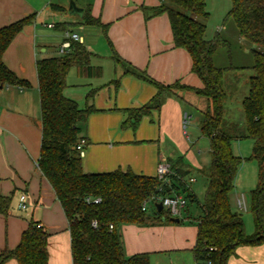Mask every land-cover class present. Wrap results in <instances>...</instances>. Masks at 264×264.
<instances>
[{"label":"trees","instance_id":"obj_1","mask_svg":"<svg viewBox=\"0 0 264 264\" xmlns=\"http://www.w3.org/2000/svg\"><path fill=\"white\" fill-rule=\"evenodd\" d=\"M144 10L147 18L167 13L174 46L189 52L192 72L201 78L203 85L162 83L129 65L115 53L113 58L124 67L126 74L147 81L157 90L147 104L124 109L127 118L123 125L137 129L143 116L159 109L166 96L180 90L207 98L209 104L203 112L200 127L202 135L210 140L212 159L206 171L209 184L202 204L203 212L197 221L198 231L192 252L196 264H229L240 246L264 243V0H232L227 15L234 20L239 35L260 48L253 51L254 76L250 78L248 96L242 102L244 134L237 123L224 117L223 80L228 68L217 67L214 56L220 48L230 44L219 33L212 40L205 38L206 23L201 19L208 18L206 0H161L159 6ZM83 18L85 23L98 25L107 33L108 24L92 17L88 10ZM33 20L31 15L0 28V83L4 86L30 87L29 81L20 78L5 64L3 55L17 34ZM91 56L83 43L73 41L66 54L37 60L42 120L38 167L52 186L68 220L73 264H150L148 253L125 255L119 227L123 224L150 226L173 222V216L164 209L159 212L155 207L154 214L143 209V203L153 195L182 194L187 202L198 199L186 185L185 173L189 170L182 157L176 161L168 160L171 170L165 183L157 176L131 170L84 171L82 157L76 150L80 124H85L98 109L93 104L80 107L64 91L67 75L73 66L89 77L102 74L100 66L91 65ZM115 82L118 83L119 79ZM93 96L94 92H90L89 97ZM238 138L253 140V157L259 165L258 184L250 193L256 226L252 236L245 233L242 215L233 209L230 198L242 162L233 151V140ZM11 203L12 196L0 193L1 214H9ZM94 222L97 226H93ZM48 237L41 222L30 220L19 244L1 252L0 264L12 259L18 264H49Z\"/></svg>","mask_w":264,"mask_h":264},{"label":"crops","instance_id":"obj_2","mask_svg":"<svg viewBox=\"0 0 264 264\" xmlns=\"http://www.w3.org/2000/svg\"><path fill=\"white\" fill-rule=\"evenodd\" d=\"M75 2L84 8V13L88 10L92 17L108 24L107 33L98 25L88 26L83 16L70 14V0H0V28L27 16L34 17L33 22L24 26L17 34L3 55L5 64L20 78L29 81L30 87H0V193L12 196V201L15 199L14 204L11 203L9 214L0 213V254L5 249H14L29 221L36 220L41 222L49 234V264L73 262L68 220L52 186L38 167L42 120L36 63L38 59L63 55L60 53V46L66 40L62 37L58 44V55H49L48 44L43 40L44 32L52 28L69 31V27H72L73 33L82 37V43L91 52L90 61L94 67H101L100 63L104 60L110 66V62H116L113 58L116 53L129 65L162 83L180 82L192 87L203 85L201 78L192 72L189 52L174 46L167 13L146 17L144 8L157 7L161 0ZM50 24L54 27H49ZM94 26L97 28L94 31L97 40L90 43L87 30ZM77 27L82 31H76ZM114 68V74L104 83L98 82V86L88 84L91 87L83 105L78 102L79 99L67 80L64 91L67 97L77 100L80 107L95 102V107L103 110V113H92L89 116V128L80 131V138L87 140L84 156H81L83 169L88 173L121 169L157 176L156 168L162 159L176 161L182 156L178 153L171 156L167 150L162 151L161 144L157 148L152 145V141L159 137L162 142L163 139L167 140L168 134L174 136L185 133L186 130L182 128L185 115L190 116L189 106L196 105L203 113L209 102L207 98L191 91L168 95L159 109L143 116L138 136L133 137L127 131L118 129L119 123L127 118L124 109L147 104L157 90L147 81L126 74L124 68L119 69L118 65ZM115 79H119V82H115ZM98 91L102 95L101 101L96 97ZM90 92H94L93 98L89 97ZM95 118L104 120V129H101L99 136H95L90 128ZM109 121L113 124H109ZM191 178L195 182V178ZM186 185L188 186L187 179ZM192 192L195 194L194 190ZM21 195H26L25 209L19 208ZM21 210L29 211L23 215L19 212ZM178 218L179 222L150 226L121 225L119 232L125 255L192 251L198 225H186L189 220L185 221L186 217L183 215ZM6 264L18 262L12 259ZM229 264H264V243L240 246Z\"/></svg>","mask_w":264,"mask_h":264},{"label":"rangeland","instance_id":"obj_3","mask_svg":"<svg viewBox=\"0 0 264 264\" xmlns=\"http://www.w3.org/2000/svg\"><path fill=\"white\" fill-rule=\"evenodd\" d=\"M74 1L78 2V0ZM231 7L232 0H206L208 18L201 20L206 23L205 38L207 40L214 39L217 33H219L222 38L227 40L230 44L229 47H222L218 50L214 56V63L217 67L225 69L228 68L224 74L223 80V87L225 90V96L223 99L224 117L230 122L237 123L240 127L241 134H244L245 115L243 112L242 102L243 99L248 96L250 78L254 76L253 51L260 50V48L239 35L234 20L227 16ZM88 26H90V24ZM90 27L87 30L89 36L88 42L94 43L97 40L94 32L97 28H95V26L94 28ZM68 30L70 33L74 32L72 27H69ZM75 30L79 31L80 29L77 27ZM65 32L66 31L64 30H58V28L48 29L44 32L43 40L48 44L49 55L59 54L57 47L62 41V37H65L66 39ZM104 61H101L100 63L102 68V74L100 77H89L85 72L76 66H73L69 70L67 75L68 84L71 89L75 91V94L79 99L78 102H81V105L85 103L86 94H88L91 87V85L88 84L91 83L93 86H98V82L104 83L109 76L114 74L115 65H118L119 69L124 68L118 62H110V66H107V62ZM90 63L93 66V62L90 61ZM96 97H98L101 101L102 95L99 91ZM103 100L104 99H102V101ZM92 103L94 106H97L95 102ZM188 110L190 116L188 117L187 122L183 124L182 128V130H186L185 133L182 132L181 135L178 134L174 136H170V134H168L166 135L167 140L163 139L162 142H160L159 137H157L156 141H152V145H155V147L158 148L159 144H161L162 151L167 150L171 156H176V153L182 156L184 160L183 164L186 166L185 168L189 170V172L185 173V178L188 181V186L191 188V191L194 190L198 201L188 202L186 207L183 209L181 216L183 215L184 218L186 217L185 221L189 220L186 225H195L203 212L202 204L205 201L206 190L209 184L206 171H208L211 164L212 154L210 149V140L201 133L200 125L203 113L200 110V107H197L196 105L189 106ZM98 113H103V110L98 109V111L93 114ZM89 120L90 118L85 124H80L81 130L85 131L89 128ZM109 124L112 125L113 123L109 121ZM90 128L95 136H99L101 129H104V120L102 118H95ZM118 129L123 132L127 131V133H130L133 137H137L140 125L137 129H133L125 127L122 121L119 123ZM144 132H146V130H144ZM232 145L234 153L242 158V162L239 166L238 174L235 180V187L230 195L231 204L233 209L240 212L242 215L245 233L247 235H252L256 232V226L254 222V215L251 211L250 193L257 186L259 180L258 161L253 157L254 142L251 138H238L233 140ZM190 177H194L195 182H191L189 180ZM240 198H244L245 206L244 204H239ZM12 202L14 204L15 199ZM155 209L154 203L149 202L147 204L148 214H154ZM164 210L167 211L166 209ZM28 211L29 210H21L19 212L24 215ZM149 256L150 264H194L193 253L190 250L150 253Z\"/></svg>","mask_w":264,"mask_h":264},{"label":"built area","instance_id":"obj_4","mask_svg":"<svg viewBox=\"0 0 264 264\" xmlns=\"http://www.w3.org/2000/svg\"><path fill=\"white\" fill-rule=\"evenodd\" d=\"M49 27H54L53 24H50ZM73 41H78L80 43L83 42L82 37L79 36L77 33H70L69 31H66V40L61 44L60 46V53L66 54L71 49V44ZM188 116L185 115L184 123L187 122ZM87 145V140L82 137L79 138L77 144H76V150L79 152L80 156H84L85 153V147ZM171 166L170 163L167 161V159H162L157 167V177L162 182H167L168 180V174L170 173ZM190 181H193L191 178ZM161 190V187L159 188V191ZM95 202H99V200H95ZM149 202H152L154 204L161 202L163 204V208L166 209L172 216L174 217H180L183 213V209L187 205V199L181 195V194H170V195H153L151 196L147 201L143 203V209H147V204ZM245 203L244 198L239 199V204L243 205ZM245 206V204H244ZM27 207L26 205V195H21L19 200V208L25 209ZM93 226H97V223L94 222ZM112 227V226H111Z\"/></svg>","mask_w":264,"mask_h":264},{"label":"water","instance_id":"obj_5","mask_svg":"<svg viewBox=\"0 0 264 264\" xmlns=\"http://www.w3.org/2000/svg\"><path fill=\"white\" fill-rule=\"evenodd\" d=\"M69 13L72 15H78V16L82 17L84 15V8L79 7L74 0H70ZM2 86H3V84L0 83V87H2ZM155 207L157 208V210L159 212H161L164 209L163 204L161 202L156 203ZM162 220H164V218H162ZM172 221L173 222H179L180 218L173 217Z\"/></svg>","mask_w":264,"mask_h":264}]
</instances>
